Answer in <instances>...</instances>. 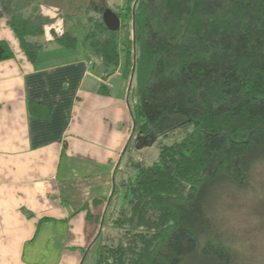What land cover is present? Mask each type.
I'll return each mask as SVG.
<instances>
[{"label":"trees","instance_id":"16d2710c","mask_svg":"<svg viewBox=\"0 0 264 264\" xmlns=\"http://www.w3.org/2000/svg\"><path fill=\"white\" fill-rule=\"evenodd\" d=\"M1 2L35 61L50 20L35 0ZM131 2L116 13L131 27L110 31L102 13L89 16L85 43L108 75L124 58L132 140L157 143L158 156L150 166L132 161L135 177L116 185L111 224L122 237L100 240L95 264H232L207 204L220 187L246 188L264 158V0ZM55 41L78 46L69 33ZM13 58L0 42V62Z\"/></svg>","mask_w":264,"mask_h":264},{"label":"crops","instance_id":"0c3cea01","mask_svg":"<svg viewBox=\"0 0 264 264\" xmlns=\"http://www.w3.org/2000/svg\"><path fill=\"white\" fill-rule=\"evenodd\" d=\"M35 1L50 23L30 61L0 0V42L14 54L0 62V264H85L133 142L131 78L123 57L108 75L67 28L73 15ZM65 33L75 50L55 41Z\"/></svg>","mask_w":264,"mask_h":264},{"label":"rangeland","instance_id":"374dc122","mask_svg":"<svg viewBox=\"0 0 264 264\" xmlns=\"http://www.w3.org/2000/svg\"><path fill=\"white\" fill-rule=\"evenodd\" d=\"M50 1L54 2L57 7H60L63 12L73 15L77 19L75 22L68 24L67 28L81 41L86 38L90 29L88 20L85 18L84 5H89L88 15L90 12V16L98 19L101 13L103 14L107 9L115 13L126 14V11H124L125 7L123 8V6L128 2V0ZM137 1L132 0V9L135 7ZM120 19L121 26L131 22V16ZM131 26L130 23L129 27ZM129 97L128 102L131 106L133 100ZM157 147V143H152L145 147L138 146L137 142L133 141L125 159L122 172L119 175L122 180L135 177V171L130 167L132 161H141L145 165H152L157 160ZM113 202L109 216L103 226L101 238V240L104 239L109 244L111 242L117 244L122 237L118 231L112 228L111 224L112 214L116 209L115 205L118 204L119 208L121 201L115 199ZM207 208L213 218V229L211 232L220 234L221 238L232 250V264H264V158L260 163L253 165L251 168L250 183L246 188L232 186L224 189L220 187V190L211 194ZM100 243L101 241L93 248L85 264H95Z\"/></svg>","mask_w":264,"mask_h":264},{"label":"water","instance_id":"95a60500","mask_svg":"<svg viewBox=\"0 0 264 264\" xmlns=\"http://www.w3.org/2000/svg\"><path fill=\"white\" fill-rule=\"evenodd\" d=\"M103 22L110 31H119L121 29V19L114 11L107 9L102 14Z\"/></svg>","mask_w":264,"mask_h":264}]
</instances>
